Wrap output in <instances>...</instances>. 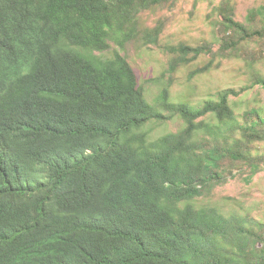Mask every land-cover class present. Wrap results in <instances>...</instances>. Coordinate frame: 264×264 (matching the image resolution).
<instances>
[{"label": "trees", "instance_id": "1", "mask_svg": "<svg viewBox=\"0 0 264 264\" xmlns=\"http://www.w3.org/2000/svg\"><path fill=\"white\" fill-rule=\"evenodd\" d=\"M177 1L0 0V264H264V214L216 196L258 183L264 110L171 92L201 55L191 75L264 42V5L239 21L221 0L217 40L163 45L150 21ZM151 45L168 63L141 81L127 53Z\"/></svg>", "mask_w": 264, "mask_h": 264}, {"label": "rangeland", "instance_id": "2", "mask_svg": "<svg viewBox=\"0 0 264 264\" xmlns=\"http://www.w3.org/2000/svg\"><path fill=\"white\" fill-rule=\"evenodd\" d=\"M221 0H178L170 10L161 11L158 16H152L151 24L155 18L165 19V30L161 42L163 45L186 41L192 45L203 44L217 40V28L215 22L217 15L214 11ZM235 7L236 19L245 21L250 9L264 5V0H232ZM245 55L235 57H223L216 59L212 68L204 73L191 75V70L205 64L208 60L201 55L191 67H182L176 74L171 92L173 96L183 97L187 95L193 103L201 104L208 99H215L221 90L234 88L240 93L231 97L236 116L243 120V113L254 107L264 110V89L259 85L251 86L257 74L264 75V42L244 43ZM127 55L134 66L141 81L159 75L167 66L168 55L163 48L151 45L143 48H130ZM254 61L255 67L250 64ZM193 69V70H194ZM148 85V84H147ZM159 88L149 86L148 96ZM151 91V92H150ZM149 97V99H151ZM179 121L174 119L162 126L153 128L155 136L165 132L176 130ZM264 150V146L262 148ZM260 149V150H262ZM238 172V170H236ZM246 174L232 178L225 185L216 190V196H235L253 204L256 208L254 215L264 214V172L255 177L257 184L245 182ZM243 176V177H242ZM229 206L232 207V204Z\"/></svg>", "mask_w": 264, "mask_h": 264}]
</instances>
